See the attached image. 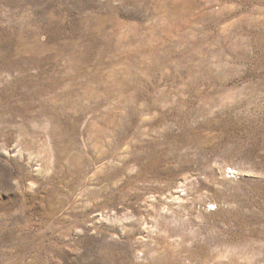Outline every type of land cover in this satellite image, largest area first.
I'll use <instances>...</instances> for the list:
<instances>
[{"label": "rangeland", "instance_id": "374dc122", "mask_svg": "<svg viewBox=\"0 0 264 264\" xmlns=\"http://www.w3.org/2000/svg\"><path fill=\"white\" fill-rule=\"evenodd\" d=\"M0 264H264V0H0Z\"/></svg>", "mask_w": 264, "mask_h": 264}]
</instances>
